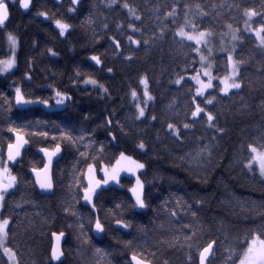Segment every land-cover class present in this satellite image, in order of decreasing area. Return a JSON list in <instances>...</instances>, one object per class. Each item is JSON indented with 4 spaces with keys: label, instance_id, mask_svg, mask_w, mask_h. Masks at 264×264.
<instances>
[{
    "label": "snow or ice",
    "instance_id": "6c2138e0",
    "mask_svg": "<svg viewBox=\"0 0 264 264\" xmlns=\"http://www.w3.org/2000/svg\"><path fill=\"white\" fill-rule=\"evenodd\" d=\"M55 3L58 12L64 8L63 0H55ZM179 4L180 0H174L170 10L162 13L159 8L153 9L158 23L155 29H147L144 27L142 15L125 0L119 6L127 11L126 22L117 23L115 28L126 34V45L131 54L124 55V44L120 39L108 36V40L114 52L129 64L140 50H143L145 55L154 47H160L163 51V44L169 39L182 52L185 56L184 66L180 72L173 74L174 79L169 80V84L177 86L178 92L187 97L184 101L182 121L173 118L179 115L175 98L165 106L172 114L168 120H163L156 114L157 97L151 91L150 77L146 73L139 75L136 85H129V91L125 93L129 99V112L124 119L137 130L135 140L132 139L130 130H125V124L115 109L111 111L106 109L107 114L96 128L81 129L76 134L73 129L62 127L55 121L27 119L23 114L35 106L55 110L67 108L73 100L66 90L53 87L52 84L46 85L51 89L48 96L27 91V87L34 79L33 58L26 59V69L19 80H12L9 84L11 93L0 92V112L7 114L15 107L17 112L21 113L17 119L5 115L6 123L0 128V135L4 131L9 134L4 138L6 147L0 143V254L4 258V264H21L16 244L17 234L12 227L16 222L11 216L4 215L9 198L21 183L31 185L33 189L38 188L41 192H53L56 173L63 175V170L55 165L62 158L65 146L73 148L75 154L72 182L66 185L71 202L63 211L75 219L80 232L78 239L85 235L86 229L96 235H104L113 228L116 231H128L133 225L126 214L129 212L139 214L141 210L149 208L148 182L144 179L147 161L142 159L152 147L144 139L149 127L157 129L155 136L157 141L161 140L163 131L164 136L182 148L189 136L194 137L195 148L185 151L184 155L178 157L181 162L188 160L196 167H202L211 160L213 149L218 147L219 139L226 133V129L219 123L220 114L212 106L218 104L220 98L238 94L245 87L242 68L251 57L244 58L238 52V48L246 40L254 38L256 49L264 56V0H260L259 10L248 6L242 8L243 28L234 26L233 22L221 21L223 10H241L239 3L220 0V3L207 5L209 11L204 10L205 5L202 3H196L194 6L185 3L182 9ZM81 5L82 0H68L64 15L68 18L76 16ZM117 5L118 0H105V7L109 9ZM17 6L25 12H30L35 4L34 0H0V31H6L12 8ZM181 11L183 21L179 22ZM35 15L51 21L57 30L58 38L67 40L75 30L72 23L60 18L53 19L49 11L37 10ZM209 16L211 22L206 24L205 18ZM230 19L238 25L235 16ZM84 23H93L91 14ZM217 27L224 30L218 32ZM108 29L109 25L104 23L105 34ZM6 36L9 52L3 53L4 58H0V76L7 80L15 75L14 70L18 68L20 41L12 32H6ZM95 37L94 32L93 42L98 43ZM36 43L33 41V47H36ZM45 52L51 58L60 55L54 47H46ZM217 52L226 54L225 59L219 64L215 58ZM191 53H195V56H191ZM86 59L91 62L93 71L113 74V68L106 65L100 54H91ZM197 64L199 67H196ZM189 81L192 82L191 85ZM71 86L77 90L83 89L88 94H91L89 90L94 91L101 100L112 99L110 89L79 66L74 68ZM124 98L121 97L122 106ZM261 109L264 111V104L261 105ZM83 118L89 120L91 117L85 114ZM17 120L22 122L18 123ZM197 124L206 126L207 133L210 134L196 137L193 130ZM49 125L58 134H52ZM97 128L105 130L107 143L95 139ZM33 137L39 138L42 142L50 141V144L42 143L37 148L40 159L37 161L35 158H29L25 173L24 160L32 147ZM124 142L132 143L131 152L127 148L120 149L119 145ZM110 146L115 150L112 151L111 157H107L106 153L111 150ZM233 163L240 165L241 170L252 177H256L258 170L259 179L264 181V126L261 127L259 136L255 138V143L241 141ZM22 177L25 178L22 180ZM118 191H123V198L116 195ZM109 194L112 196V207L101 215V198ZM202 204L203 201L197 197H193L191 203L185 201L183 197H177L175 203L163 202L157 211L165 213L170 222H178L182 214L190 216L191 219L175 229V234L170 238L154 241L151 245H148L147 241L143 243L125 241L124 246L131 253L126 264H171L170 260L163 258L162 255L161 246L165 244L178 249L187 248L184 264H218L216 253L221 249L228 255L224 256L219 264H264V213L260 214V223L239 232L227 244L210 234L203 242H199V237L207 230L199 223L198 211L194 209V205ZM16 207L21 205L17 204ZM81 207L86 209V214L80 211ZM109 213L114 218V225L106 222ZM47 222L44 221L45 224ZM161 227L163 228V224ZM66 235V231L62 229L50 232V241L54 242H50L48 264H64V251L61 245ZM224 240L227 241L228 237L225 236ZM151 248H155L156 251H152ZM193 248L196 249L195 254L191 251ZM96 253L101 254L102 249L97 248Z\"/></svg>",
    "mask_w": 264,
    "mask_h": 264
},
{
    "label": "trees",
    "instance_id": "16d2710c",
    "mask_svg": "<svg viewBox=\"0 0 264 264\" xmlns=\"http://www.w3.org/2000/svg\"><path fill=\"white\" fill-rule=\"evenodd\" d=\"M124 2L125 0H118V5L109 9L105 7V0H82L79 13L72 18L64 15L68 0H63L64 8L59 9V12L55 0H34L35 7L30 12H25L18 6L13 7L6 31H0V58H4L3 53L9 52L6 32H12L20 41L18 68L14 70L15 75L7 80L0 76V92L11 93L9 84L12 80H19L26 69V59L33 58L35 60L34 79L27 87V91L48 96L51 94V89L46 85L52 84L53 87L66 90L73 100L67 108L55 110L35 106L31 111L23 114L27 119L55 121L62 127L67 126L73 129L76 134L81 129L96 128L107 114L105 110L115 109L125 124V130H130V135L135 140L137 130L124 119L129 112V99L125 93L129 91V85H136L139 75L146 73L150 77L151 91L157 97L156 114L161 119L168 120L172 114L165 106L175 98L179 115L173 118L182 121L185 111L184 101L187 97L182 92H178L177 86L169 84V80L175 78L174 73L181 71L185 56L171 43V40L163 44V51L160 47L152 48L147 55L143 50L138 51L131 64L126 63L110 46L108 36H115L124 44V55L131 54L127 49L126 34L115 28L117 23L126 22L127 11L119 6ZM127 2L142 15L145 28L155 29L158 21L152 10L159 8L161 13L170 10L174 0H127ZM228 2L239 3L241 10L224 9L221 21L233 22L234 26L239 27L243 23V7H256L258 10L260 8V0H228ZM185 3L192 6L202 3L205 5L204 10L209 11L207 5L220 3V0H180L181 9ZM37 10L49 11L53 19L60 18L72 23L75 26L73 34L67 40L58 38L57 30L51 21L35 15ZM90 14L93 23H84ZM232 16L237 18L238 25L230 19ZM182 21L181 11L179 22ZM210 22L211 16L206 17L205 23ZM104 23L109 25L106 34L103 30ZM222 30H224L222 27H217L218 32ZM94 32L98 43L93 42ZM253 40L254 38L246 40L238 48V52L244 58L251 57L242 68L245 87L238 94L220 98L219 103L212 106L220 114L219 123L226 129V133L219 139L218 147L213 149L209 162L202 167H196L191 161L181 162L178 159L184 155L185 151L195 148L193 136H189L182 148L164 136L163 131L161 140L157 141L155 139L157 129L152 127L147 129L144 139L152 147L142 159L147 161L144 179L148 182L150 206L148 209L141 210L139 214L132 212L126 214L133 225L128 231H116L113 228L104 235H96L86 229L85 235L78 239L80 232L76 227L75 219L63 211V208L71 202L70 193L66 187L72 182L75 151L71 147L65 146L62 158L55 165L63 170V175L56 173L55 189L52 194H41L31 185L21 183L9 198L4 211V215L11 216L16 222L12 227L17 234L16 244L21 264H48L50 242H53L50 241V232L61 229L67 233L61 245L64 251V264H126L131 253L124 246L125 241L134 240L136 243L147 241L148 245H151L154 241L170 238L175 234V229L189 222L191 217L182 214L178 222L172 223L165 213L157 211L163 202L175 203L177 197H183L189 203L192 202L193 197L203 201L202 206L194 205V209L198 211L199 223L207 230L199 237V242H203L210 234L227 244L239 232L260 223V214L264 213V181L259 179L258 172L256 177H252L242 171L240 165L233 163L234 156L239 152L241 141L255 143V138L259 136L260 129L264 126V111L261 109V105L264 104V56L256 49ZM33 41L37 42L36 47H33ZM46 47H54L59 52V57H49L45 52ZM42 53L44 54L41 55ZM91 54H100L106 65L113 68V74H108L106 71H93L91 62L86 59ZM190 55L194 57L195 53ZM225 55L215 53L218 64L225 59ZM76 66L104 83L110 89L112 99L101 100L94 91L89 90L91 94H88L83 89L77 90L72 87L71 78ZM196 67L199 65L197 64ZM220 72H223L222 68ZM191 83L189 81L190 85ZM233 91L236 92V90ZM122 96L125 97L123 106ZM85 114H89L91 118L84 120ZM5 115L17 119L21 113L17 112L15 107L7 114L0 112V128H3L6 123ZM17 122L22 121L17 120ZM49 131L52 134H58L51 125H49ZM193 131L196 137L210 134L207 133L206 126L200 124H197ZM8 135L6 131L0 135V143H3L5 147L6 139L4 138ZM105 136V130L97 128L95 139L107 143ZM31 139L32 147L24 160L25 173H27L29 158H35L37 161L40 159L36 149L42 143L50 144V141L42 142L36 137ZM119 147L121 150L127 148L131 152L132 143L124 142ZM110 149L106 153L107 157H111L112 151L115 150L112 146ZM116 195L123 198L124 193L118 191ZM17 204L21 207H16ZM101 205V215H104L112 207V196L109 194L102 197ZM80 211L86 214L85 208L81 207ZM45 220L48 221L47 224L44 223ZM106 222L114 225V218L110 213L107 215ZM225 236L228 237L227 241L224 240ZM97 248L102 249L101 254L96 253ZM161 248L163 258L170 260L171 264H184L186 247L178 249L165 244ZM151 250L156 251L155 248ZM191 251L195 254L196 249L193 248ZM227 255L228 253L223 249L218 251L216 253L218 264ZM0 264H4L2 254H0Z\"/></svg>",
    "mask_w": 264,
    "mask_h": 264
},
{
    "label": "water",
    "instance_id": "95a60500",
    "mask_svg": "<svg viewBox=\"0 0 264 264\" xmlns=\"http://www.w3.org/2000/svg\"><path fill=\"white\" fill-rule=\"evenodd\" d=\"M36 151H37V149H36ZM37 189V191L39 192V193H41V194H52L53 192H41L38 188H36ZM54 242V241H53ZM63 242V241H62Z\"/></svg>",
    "mask_w": 264,
    "mask_h": 264
},
{
    "label": "rangeland",
    "instance_id": "374dc122",
    "mask_svg": "<svg viewBox=\"0 0 264 264\" xmlns=\"http://www.w3.org/2000/svg\"><path fill=\"white\" fill-rule=\"evenodd\" d=\"M241 28H243V23H242V26H241ZM216 43H217V46H218V43H219V39L217 38V41H216ZM10 54V53H9ZM257 172H258V170H257Z\"/></svg>",
    "mask_w": 264,
    "mask_h": 264
}]
</instances>
